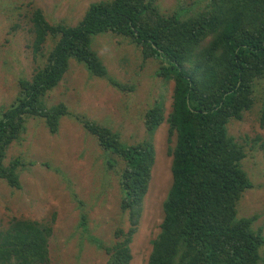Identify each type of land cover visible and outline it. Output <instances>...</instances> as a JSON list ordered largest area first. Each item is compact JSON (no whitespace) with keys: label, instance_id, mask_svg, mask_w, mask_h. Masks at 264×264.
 Returning <instances> with one entry per match:
<instances>
[{"label":"trees","instance_id":"obj_1","mask_svg":"<svg viewBox=\"0 0 264 264\" xmlns=\"http://www.w3.org/2000/svg\"><path fill=\"white\" fill-rule=\"evenodd\" d=\"M29 21L37 66L31 79L18 80L15 101L0 108V180L20 188L18 170L24 162L5 161L29 118L42 119L50 134L58 132L62 117L74 119L95 137L107 165L118 174L121 209L130 222L127 232L114 233L116 242L109 247L87 238L85 214L79 227L105 251L107 264H130V243L155 160L151 139L124 145L109 128L69 112L64 103H43L45 94L63 79L70 60L124 91L108 76L91 44L94 36L104 33L128 38L144 60L160 62L156 76L173 80L166 118L168 135L175 136L170 149L172 184L148 264H261L264 238L252 229L253 219L236 216V205L251 183L241 166L244 148L228 134L227 125L253 107L256 84L264 79V0H207L203 10L190 17L182 9L162 15L153 0H111L90 4L75 25L49 24L39 8L30 11ZM48 39L53 47L45 56ZM41 58L45 60L40 63ZM164 109L159 96L145 112L148 136L164 121ZM259 122L264 127V100ZM253 144L264 154V139L256 138ZM50 233V226L12 220L0 232V264H50Z\"/></svg>","mask_w":264,"mask_h":264},{"label":"rangeland","instance_id":"obj_2","mask_svg":"<svg viewBox=\"0 0 264 264\" xmlns=\"http://www.w3.org/2000/svg\"><path fill=\"white\" fill-rule=\"evenodd\" d=\"M102 1L111 0H0V108L15 101L18 80L31 79L37 66L30 48V11L39 8L49 24L75 25L90 4ZM153 2L162 15L182 9L190 17L200 13L207 0ZM91 45L108 76L124 91L91 76L83 65L70 60L63 79L45 94L43 103L47 107L64 103L69 112L109 128L124 145L151 139L155 160L130 243V264H148L151 243L160 233L163 202L172 184L170 149L175 136L168 135L166 118L173 80L156 76L160 62L153 57L144 60L140 48L128 38L104 33L94 36ZM52 47L53 41L48 39L43 46L45 56ZM159 96H163L165 118L148 136L144 114ZM254 98L253 107L240 120L230 121L227 130L244 148L241 166L251 183L236 205V216L253 219L252 229L264 238V154L253 144L256 138L264 139V127L259 122L264 79L256 84ZM26 122L25 132L7 150L5 164L19 158L24 166L18 170L20 188L0 180V232L12 220L35 221L51 227L47 239L50 264H107L105 251L86 236L109 247L116 242L117 230L127 232L130 228L128 214L120 205L118 174L107 165L95 137L74 119L62 117L56 134L48 132L42 119L29 118ZM81 214L87 219L86 236L79 227ZM259 252L264 264V245Z\"/></svg>","mask_w":264,"mask_h":264}]
</instances>
